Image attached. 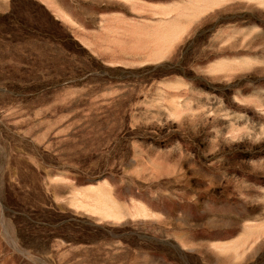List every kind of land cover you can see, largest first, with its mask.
Segmentation results:
<instances>
[{
    "label": "rangeland",
    "instance_id": "obj_1",
    "mask_svg": "<svg viewBox=\"0 0 264 264\" xmlns=\"http://www.w3.org/2000/svg\"><path fill=\"white\" fill-rule=\"evenodd\" d=\"M0 264H264V0H0Z\"/></svg>",
    "mask_w": 264,
    "mask_h": 264
},
{
    "label": "crops",
    "instance_id": "obj_2",
    "mask_svg": "<svg viewBox=\"0 0 264 264\" xmlns=\"http://www.w3.org/2000/svg\"><path fill=\"white\" fill-rule=\"evenodd\" d=\"M77 29L79 30L80 28L79 27H77ZM77 37V36H76ZM76 39H78V40H80V38L79 37H77ZM81 41V40H80ZM82 43V42H81Z\"/></svg>",
    "mask_w": 264,
    "mask_h": 264
}]
</instances>
